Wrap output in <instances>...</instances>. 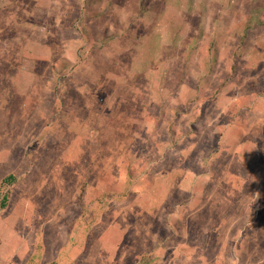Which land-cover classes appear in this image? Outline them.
<instances>
[{
	"label": "rangeland",
	"instance_id": "374dc122",
	"mask_svg": "<svg viewBox=\"0 0 264 264\" xmlns=\"http://www.w3.org/2000/svg\"><path fill=\"white\" fill-rule=\"evenodd\" d=\"M262 181L264 0H0V264H264Z\"/></svg>",
	"mask_w": 264,
	"mask_h": 264
},
{
	"label": "trees",
	"instance_id": "16d2710c",
	"mask_svg": "<svg viewBox=\"0 0 264 264\" xmlns=\"http://www.w3.org/2000/svg\"><path fill=\"white\" fill-rule=\"evenodd\" d=\"M12 177L9 176L8 178L4 179V181L8 182ZM8 205V196L7 194L4 195V197L0 200V210L5 208Z\"/></svg>",
	"mask_w": 264,
	"mask_h": 264
},
{
	"label": "crops",
	"instance_id": "0c3cea01",
	"mask_svg": "<svg viewBox=\"0 0 264 264\" xmlns=\"http://www.w3.org/2000/svg\"><path fill=\"white\" fill-rule=\"evenodd\" d=\"M242 113H243V112H242ZM242 113H241V114H242ZM232 124H233V122L231 121L229 125L231 126ZM232 136H233V137H232ZM236 136H237L236 133L233 134V135L230 134V135L226 136V139L224 138L225 140H227V141L225 142V144L228 145V141H229V139L231 140L232 138H235ZM223 137H225V136H223ZM227 145H225V146H227ZM228 146H229V145H228ZM222 157H223V156H222ZM236 157H239V156H236ZM211 162H214V163H215L216 160H213V158H212V161H211ZM262 183H263V181H262ZM263 184H264V183H263Z\"/></svg>",
	"mask_w": 264,
	"mask_h": 264
}]
</instances>
